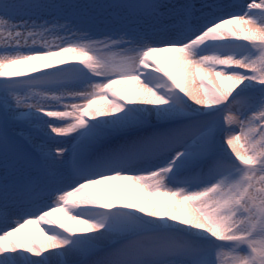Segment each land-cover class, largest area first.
Masks as SVG:
<instances>
[{"label": "bare ground", "instance_id": "1", "mask_svg": "<svg viewBox=\"0 0 264 264\" xmlns=\"http://www.w3.org/2000/svg\"><path fill=\"white\" fill-rule=\"evenodd\" d=\"M54 1L67 6L64 13L69 14L38 11L20 15L22 11H17L18 15L8 19L0 17V84L23 82L27 77L43 82L46 76L64 78L66 72L89 80L37 87L28 83L7 90L0 87V120L7 136L14 143L18 141L15 145L18 153L30 148L47 152L49 168V174L44 173L40 178V185L48 183L49 186L43 192L46 200L38 206H27L25 201L19 206L12 197L21 188L11 187V182L15 178L19 180L18 172L22 168L20 171L8 169L10 163L19 165V161L14 158V152L0 147V264H100L95 260H104L109 248L117 252L118 246L126 242L125 237H138L145 231L151 235L164 231L188 235L197 229V236L201 238L226 237L238 205L235 198L242 188L241 180L246 177L233 170L225 175L222 186L212 182L209 193L203 191L201 184L189 188L176 187V183L185 171H193L192 168L197 171L199 158L205 154L220 153L222 157L229 156L248 165L255 164L264 149L262 116L252 115L258 109L241 110L226 105L231 96L245 91L250 93L253 105L259 109L264 107V96L256 93L264 82V24L257 25L264 15V0L257 5L251 0H152L154 5L162 6L160 11L123 13L116 10L133 5V0L106 6L102 4L107 0ZM49 2L45 5H51ZM86 4L90 7L87 13L78 15ZM97 4L102 7H96ZM49 13L60 18V22L50 24L45 19ZM157 13L166 18L146 21L138 29L133 25L131 30L127 29L129 36L125 34V27L116 25L122 16L132 23L137 18H155ZM240 13L245 14L241 18H250L245 25L232 18ZM202 30L208 32L201 35ZM196 34L200 35L190 41ZM131 38H134L132 43ZM215 42L224 44L215 48L211 46ZM164 43L178 44L182 52L144 53ZM204 46L211 51L199 56ZM136 62L141 63V72L148 77V83L137 79ZM230 70L238 72L232 74ZM106 87L111 96L109 101L102 95ZM152 88L160 89L168 100H163ZM92 98L96 101L89 108V115L99 126L97 129H87L78 116ZM178 101L192 112L175 108ZM225 105V112L203 134L187 139L188 142L195 140L196 150L187 151L188 156L175 165L170 163L169 154L177 153L180 139L201 130L207 114H214ZM189 115L200 120L195 128L190 126L184 130V121L179 120ZM161 122L178 124L175 130L180 135L173 141L146 140L145 127L149 125L152 129ZM79 130L86 132L75 142ZM116 133H126L127 140L140 145L138 150L161 148L156 160L162 163L159 167H165L160 175L146 173L149 162L139 161L130 164L132 167L116 165L124 157L119 154L123 147L120 135L88 156L91 148ZM207 135L217 138L214 147L206 145ZM70 151L75 152V158L69 165ZM250 158L254 160L251 162ZM74 164L78 169H72ZM4 166L6 169L2 170ZM203 168L200 182L208 183L205 174L215 168L210 164ZM140 170L144 173L139 179L126 180L132 175H122L132 171L138 174ZM100 171L103 172L91 184L73 189L81 174ZM169 173L177 175L175 181L166 177ZM32 176L33 171L29 177ZM258 179L263 182L264 175ZM121 181L118 189L112 184ZM58 195L61 200L69 198L67 206L60 213H40ZM88 209L98 211L97 215L82 219V213ZM13 226L15 229L9 230ZM65 234L75 236L76 241H70ZM248 237L249 242L262 243L264 228ZM154 246L151 251L134 248L129 253L133 259L125 264H180L179 259L191 257L185 245L160 242ZM207 246L200 248L198 255L213 264L217 248ZM148 247L144 244L143 249ZM91 252L94 259L88 256ZM258 263L264 264V256Z\"/></svg>", "mask_w": 264, "mask_h": 264}, {"label": "rangeland", "instance_id": "2", "mask_svg": "<svg viewBox=\"0 0 264 264\" xmlns=\"http://www.w3.org/2000/svg\"><path fill=\"white\" fill-rule=\"evenodd\" d=\"M48 0H0V17H2L3 19H8L14 15H18L17 11H22L20 13V15L23 14H33V13H39L38 11H40L41 13L44 11L47 12H53L55 11V13L57 14H62L64 13L65 10H67L68 8H66L67 6H62V5H58L60 3H62L61 1L59 3H56V1L54 0H49L51 5H45V3ZM239 1V0H238ZM260 0H253V3H255L256 5L259 4ZM116 4L115 0H107L106 4L102 6H106L107 4ZM88 5V4H86ZM102 7L101 5L97 4L96 7ZM20 7V8H19ZM84 10H82V13H80L81 11H78V15L81 14L82 16L85 15L88 11V6H83ZM19 8V9H18ZM35 8V9H34ZM81 9V8H78ZM259 9V8H258ZM263 12V11H262ZM64 14H69L68 13H64ZM155 16V15H154ZM166 15L162 14V13H157V16L155 18H144L142 17L141 19L137 18L135 20H133L134 22L132 23V25L127 24V21L122 20V18H119V21L116 23L117 26H121L122 28L125 27V34L127 36H129L130 31L127 29L131 30V27L134 25V27L136 29L140 28V26H142V23H145L146 21H150L152 19L160 20L162 21L163 19H165ZM243 15H240L239 17H234L232 16L233 19H235V21L239 24H246V20H249L250 18H246V17H242ZM7 17V18H6ZM45 19L49 22H51L50 24L56 23V22H60V18L56 17L55 15H51V13H49V15H47L45 17ZM260 24H264V15L260 18L259 21H257V25L259 26ZM59 24L53 25L54 26H59ZM245 31H247L248 29L245 28ZM208 30H202L200 33L202 35V33H207ZM198 33V32H196ZM200 34H196L195 36L192 37V39H190V41H195L198 36ZM130 38V37H129ZM119 40H121V37H118ZM131 43L134 41V38H131ZM224 43V42H223ZM222 42H215L212 43L211 46H215V48L218 47V45H221ZM223 45V44H222ZM157 49L153 50L152 53H163V51L166 52H182L181 46H179L178 44H163V45H159L156 47ZM143 51V50H140ZM137 52L138 54L141 52ZM209 48L207 49L205 46L202 47L200 49V53L199 56H203L207 53H209ZM229 65V62L226 61V68ZM225 66V65H224ZM264 70V69H263ZM230 73L233 74V72H236L235 70L233 71H229ZM238 72V71H237ZM58 75V74H57ZM56 75V76H57ZM75 77L70 76V74L68 72H66L65 76L63 75L64 78H60V77H51V76H46L44 78H46V81L39 80L38 78H32V77H27L26 80H22L23 82L19 81L17 83H13V82H7V83H1L0 87L2 89H13L14 87H17L18 85H27L28 83L32 84L34 87L37 86H47V84H49L50 86H57V85H66L67 83H76L78 81H82V82H86L88 81L89 78H81L80 76H77V73L74 74ZM260 88L258 90H256L257 92H260V94H262V96H264V82L262 84H260L259 86ZM231 90H229L230 92ZM259 94V95H260ZM163 100H168V98L165 97H161ZM263 98V97H262ZM228 103L232 106H236L241 108V110H245V109H255V107H257L256 105H253L252 102L250 101V93L245 92L244 93H238V94H234L233 96H231V98L228 100ZM264 105V104H263ZM175 108H179L180 110H182L183 112H192V110L188 109L187 107H185V105L182 103L176 102ZM253 116H257V114H259L260 116H262L263 121L262 124L264 126V107H262L261 109H258V111L255 110V112H252ZM218 113H216L217 115ZM215 115V116H216ZM199 118L197 117H193V116H187L186 119L182 120L185 121L183 126L184 127H192L195 128L197 123L199 122ZM211 121H214L210 118H208V121L206 123H202L203 128H201V130H198L197 132H195V137H199L201 134L204 133V131L207 129L208 126H210ZM173 123V124H172ZM178 126V124L176 125L175 122H167V123H158L157 127L150 129L151 126H147L145 127V130L148 131V135L150 136H156L158 137L159 135H167L171 134V132ZM262 130H264V127L261 128ZM175 131V130H174ZM238 131H235L234 133H236ZM126 133H124V135H121L120 138L122 137V141L121 143H123V147H122V152L119 154L122 155H126L130 152H134L139 154L140 152L142 153H154V152H158L161 150V148L156 149L154 147H150L149 150H141V149H136L138 148L140 145L136 144H132V143H136V142H132L130 139L127 140L125 138ZM187 137H183V139H181L182 141L180 142L179 145V149H183L184 148V143L187 141ZM205 143L206 145L208 144V146L210 147H214V145H212L213 143H216V137L214 135H207L205 138ZM211 140V143L209 142ZM134 148L136 150H134ZM148 148V147H146ZM105 151V150H104ZM120 151V150H119ZM185 156H188L187 154ZM214 160L210 163V167L211 168H215L212 172H209L206 175V181L208 183H201V188L203 189V191L206 193H209L211 188V181H214L216 184H220L221 186L225 183L224 180V172H228L229 171H233L236 170L237 172L240 171L244 177H246L245 179L243 178L241 180V186L242 188H240L239 190V196H236L235 201L237 202V207H236V211L233 212V220L231 222V224L229 225V230H228V234H226V237H222V239H205V238H201L197 236V229H192V231H190L188 233V235H183V233H177V232H170L167 233L166 231L160 234H153L151 235L150 233H148L147 231H145V233L143 235L138 236V238L136 239H128L126 240V242H124V244H121L118 246L117 248V252L114 250H109L105 252V255L107 254V257L104 258V260H95V261H99L101 264H113L115 262H117L116 264H120L123 263H128L130 262V256H128V251H130V253H132V250H134V248L137 247H141L144 242H147V244L149 242H151L152 246L148 247L147 249H143L142 246V250H147V251H151L150 249L154 250V244L157 241H163L166 239H171L174 242H180L181 244L179 245H183L186 244V247L188 248L189 253L191 254L192 258L189 257L188 258H184V259H179L180 264H208L207 261H205L204 259L200 258L199 254V249L203 248V246L208 245L207 247H216V261L213 264H259L258 263V259L262 256H264V240L262 239V243L258 244V243H253V241L250 240L249 242V235H251V233H253V231H257L261 228H264V180L263 182H261L258 177L259 175H264V149L260 151L259 153V158H257V160L255 161V164H248L246 165L245 163H243L240 160L234 159L232 157H222L220 153H216L214 154ZM183 158V157H182ZM251 162L252 160H254L253 158L249 159ZM154 162V161H153ZM150 162L149 166L146 168L147 173H149V175L151 176H158L160 175V171H158L156 169V166H153L154 163ZM13 167H9V169H11L12 171ZM101 172H97L96 174L91 175L90 177H81V179L78 180V182L74 185L75 188H79L81 186H84V184H91L92 181L96 180ZM144 172L140 171V173L138 174H134L132 175V178L130 179H126V180H131L137 177V179L140 178V176H142ZM131 174V173H130ZM192 174L193 172H189L188 174H186V176H182L180 177V181H178L176 183V187H180V186H186L188 187L192 182ZM123 176H129V174H122ZM167 177V176H166ZM167 179V178H166ZM257 180L259 181L257 183ZM22 182V180H20ZM113 184V183H112ZM61 199V197H57V199L53 200L52 203L48 204L49 205V211H55V212H59L61 211V206L60 204H56L54 202H57ZM45 200V197L43 196V198H39V202H43ZM34 201V200H33ZM33 201H25L27 203H31V206L35 205L33 203ZM21 202V203H20ZM17 203L20 205H23L24 200L19 201L17 199ZM98 211H95L94 209H88L86 211H84L81 216V218L83 219H91L94 216L97 215ZM120 212V211H118ZM186 213V211H184ZM133 224V220L131 221V223H129L128 225H132ZM43 228V226L41 227ZM120 226H117V229H119ZM15 227L13 226L12 228H10L9 230H14ZM185 238V239H183ZM183 239V240H181ZM89 247H91V245H88ZM101 250V249H99ZM93 252V251H92ZM125 254H120L119 253H124ZM127 252V254H126ZM92 255H89V258H93L94 254L91 253ZM100 255H103V253H101ZM128 256V257H127ZM97 257V256H96ZM112 257V259L110 258ZM247 257V258H245ZM94 259V258H93Z\"/></svg>", "mask_w": 264, "mask_h": 264}]
</instances>
